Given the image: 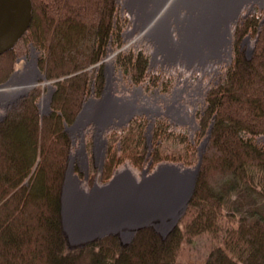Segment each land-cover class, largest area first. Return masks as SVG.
<instances>
[{
    "label": "trees",
    "instance_id": "trees-1",
    "mask_svg": "<svg viewBox=\"0 0 264 264\" xmlns=\"http://www.w3.org/2000/svg\"><path fill=\"white\" fill-rule=\"evenodd\" d=\"M32 2L29 28L12 49L0 54V82L10 77L17 57L33 44L43 49L38 65L56 88L45 113L38 106L42 88L37 85L0 114V264H264V147L245 137L264 133V20L251 12L234 25L232 63L207 93L201 127L209 139L180 225L165 237L145 227L130 244L107 236L68 249L61 229L72 146L66 124L75 120L92 82L96 93L104 90L106 73L98 63L114 43L120 44L118 3ZM248 31L257 34L250 56L241 45ZM138 53L117 56L135 81L148 69L146 54ZM141 139L139 123L126 127L120 148L107 156L104 173L109 176L125 158L140 163ZM234 188L246 202L231 209L225 194ZM203 232L221 235L223 244L203 261H179L185 234Z\"/></svg>",
    "mask_w": 264,
    "mask_h": 264
},
{
    "label": "rangeland",
    "instance_id": "rangeland-1",
    "mask_svg": "<svg viewBox=\"0 0 264 264\" xmlns=\"http://www.w3.org/2000/svg\"><path fill=\"white\" fill-rule=\"evenodd\" d=\"M117 3V22L121 27L120 44L114 43L98 63V66L102 64L106 73L104 90L96 93L95 83L92 82L75 120L66 124L72 139L66 177L72 167L86 191L97 185L111 187L117 177L128 169L137 182H142L145 177L153 176L164 164H172L180 169L196 167L202 158L204 144H207L209 139V132L202 131L201 127L207 93L211 86L226 75L232 63L234 25L251 12L259 15L261 21L264 20V0H247L241 6L239 15L231 21L232 39L225 44L226 48L221 54L209 55L203 61L200 57L189 60L186 56L178 54L176 58L170 60L166 58L164 51L159 50V42L146 32L147 27L143 24L138 8H130L127 0H117ZM256 40L257 34L253 31H248L242 37L241 45L248 56L251 55L249 50L254 49ZM139 51L146 54L148 69L142 79L135 81L131 74L119 65L117 56L121 52H132L137 57ZM42 55V48L33 44L28 45L24 54L17 57L13 73L7 80L0 82V85L9 81L11 86H17L18 83L23 82V76L20 75L27 72L33 63L40 69L38 59ZM41 72L42 76L37 79V85L41 86L42 92L37 101L41 112L45 113L51 109L52 93L56 83L48 79L42 70ZM47 80L53 82L49 83ZM27 93L13 97L11 93L2 92L0 114L3 115L12 103L17 102L18 98ZM108 94L116 97L120 107L116 108L113 115L101 126V122L93 118V110H95L93 107L97 108L99 102ZM122 107L124 110L128 109L124 115L118 114ZM131 109L133 110L130 112ZM180 110L186 111L184 115H180L183 113ZM137 123L141 125L142 138V144L138 149L144 152V156L140 163L125 158L116 163L111 174L107 176L104 173V166L108 154L120 148L123 130ZM100 132L104 142L103 157L98 152ZM245 137L264 147V133L255 136L246 133ZM225 197L227 207L231 209H235L236 203L239 206L246 202L245 197L243 198L240 190L236 188L228 190ZM187 206L171 227L167 225L168 223L163 224L157 220L146 221L137 227L133 226L130 235L124 236L119 232L106 230L99 240L111 236V238L118 237L122 244H125L124 242L130 244L135 235L145 227L158 231L162 237H165L171 230L177 228L178 224L180 225ZM181 227L183 228V224ZM66 238L71 249L84 241L83 238H73L68 233ZM222 244V236H214L210 232L191 236L185 234L177 258L181 262L203 261L213 247Z\"/></svg>",
    "mask_w": 264,
    "mask_h": 264
},
{
    "label": "bare ground",
    "instance_id": "bare-ground-1",
    "mask_svg": "<svg viewBox=\"0 0 264 264\" xmlns=\"http://www.w3.org/2000/svg\"><path fill=\"white\" fill-rule=\"evenodd\" d=\"M246 1L127 0V3L132 9L138 8L143 24L147 27L146 32L159 42V50L165 52L167 59L172 60L179 54L189 60L200 57L203 61L209 55L221 54L226 48L225 44L231 42V21L239 15ZM252 51L249 50L250 53ZM20 76H23V82L17 86H11L9 82L0 86V94L6 92L16 97L27 93L42 76V72L33 63ZM99 103L97 108L93 107V118L100 121L102 126L120 106L116 97L109 94ZM126 110L122 107L118 114L124 115ZM180 111L183 112L180 115L186 112ZM103 144L100 132L98 152L102 157ZM129 170L122 172L111 187L97 185L86 191L70 167L68 177L64 180L61 229L65 238L68 233L73 238L84 239L72 249L94 244L106 230L127 236L133 226L137 227L146 221L157 220L163 224L168 223L169 227L177 222L195 187L197 175L195 177L193 169L164 164L153 176L145 177L142 182H137ZM66 243V247L71 249L70 243Z\"/></svg>",
    "mask_w": 264,
    "mask_h": 264
},
{
    "label": "water",
    "instance_id": "water-1",
    "mask_svg": "<svg viewBox=\"0 0 264 264\" xmlns=\"http://www.w3.org/2000/svg\"><path fill=\"white\" fill-rule=\"evenodd\" d=\"M32 17V0H0V54L12 49L16 45L18 40L29 28ZM47 82L51 83L52 81L47 80ZM36 84L34 83L29 89ZM199 167L200 161L196 167L190 168L193 169L195 177ZM195 177L193 178V182H195Z\"/></svg>",
    "mask_w": 264,
    "mask_h": 264
}]
</instances>
